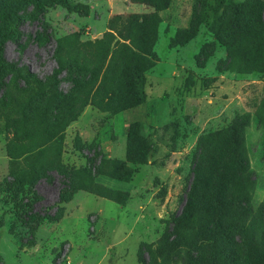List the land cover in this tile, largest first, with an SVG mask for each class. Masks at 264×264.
Returning <instances> with one entry per match:
<instances>
[{
  "label": "rangeland",
  "instance_id": "1",
  "mask_svg": "<svg viewBox=\"0 0 264 264\" xmlns=\"http://www.w3.org/2000/svg\"><path fill=\"white\" fill-rule=\"evenodd\" d=\"M242 1L248 31L236 56L229 57L225 22ZM68 2L85 4L88 14L45 1L38 7L21 2L19 35L3 41L1 59L44 81L56 67L57 38L72 32L79 41L97 38L111 15L150 11L129 0ZM157 14L149 65L136 82L143 103L122 111L112 110L114 99L103 108L86 105L65 127L60 156L50 157L30 181L26 161L5 155L4 122L22 116L30 127L50 123L60 108L52 105L43 113L45 89L0 74V264H150L154 258L180 264L179 252L190 255V264H264V72L239 71L252 56V38L264 37V0H170ZM78 74L87 76L72 65L62 67L58 90L68 92ZM242 113L248 114L241 135L253 179L244 225L260 262L250 258L241 229L221 239L231 250L221 259L200 243L196 229L183 232L187 245L176 250L175 224L191 187L200 208L219 180L228 186L234 167L227 160L226 130ZM130 127L149 143L145 163L134 166L131 178L97 176L88 191L76 190L59 202L68 182L62 167L94 172L102 156L123 161ZM58 212L57 219L45 217Z\"/></svg>",
  "mask_w": 264,
  "mask_h": 264
},
{
  "label": "trees",
  "instance_id": "2",
  "mask_svg": "<svg viewBox=\"0 0 264 264\" xmlns=\"http://www.w3.org/2000/svg\"><path fill=\"white\" fill-rule=\"evenodd\" d=\"M31 2L35 7L45 1L46 6L59 4L67 9L88 14L85 4L76 3L70 6L68 0H0V50L4 40L15 39L19 32L18 6L21 2ZM150 8V11L111 15L105 30L97 38L78 40V33L72 32L56 39V67L44 81L34 77L29 71L21 72L19 68L3 61L0 57V74L8 72L13 76L22 77L27 83L33 82L37 87L45 89L43 113L51 110L52 105L60 108L59 118L50 123L31 125L22 116L8 118L4 122L7 137L4 143L6 157L10 161L24 159L27 166V181L33 179L35 172L43 170L50 157L58 158L62 151V140L65 127L76 120L86 105L103 108L114 99V111L133 108L143 103V93L136 86L142 71L149 65L148 50L151 45L155 28L159 22L158 11L167 8L170 0H129ZM246 2L232 6L225 22L229 40L225 41V50L229 57L236 56L237 49L248 31L244 25ZM244 34V35H243ZM174 39V38H172ZM78 41V42H77ZM75 46H71L72 43ZM251 58L240 66L239 71L264 72V37L254 36L251 42ZM65 65H72L87 76L72 78L71 89L63 93L57 88V74ZM248 114L242 113L235 117L227 126L224 142L227 160L234 167L230 172L228 186L221 180L209 200L200 208H196L198 198L195 197L194 186L187 193L178 220L175 224V243L172 247L181 251L187 245L188 238L183 232L188 228L195 230L200 243H205L215 257L221 259L230 255L231 250L220 243L230 231L241 229L247 244L250 258L259 263L252 247L253 237L247 218L250 190L253 179L247 174L242 143V129L248 123ZM220 130L214 132L219 138ZM149 143L137 130L130 127L126 132L124 159L100 157L94 166V172L88 166L77 169L62 167L63 175L68 178L66 188L59 192V202L68 201L76 190L88 191L97 176L107 177L116 181H128L134 172V166L146 161ZM237 208V209H236ZM55 216H45L57 219ZM180 264H190V255L179 252ZM150 264H165L164 260L152 259Z\"/></svg>",
  "mask_w": 264,
  "mask_h": 264
}]
</instances>
